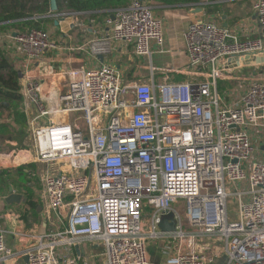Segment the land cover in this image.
Masks as SVG:
<instances>
[{"label": "built area", "instance_id": "built-area-1", "mask_svg": "<svg viewBox=\"0 0 264 264\" xmlns=\"http://www.w3.org/2000/svg\"><path fill=\"white\" fill-rule=\"evenodd\" d=\"M154 10L131 0L112 12L111 30L88 48L76 47L102 56L98 66L43 64V73L21 88L36 164L29 173L57 226L27 250L29 264H264V73L246 77L239 96L218 89L227 77L224 59L264 50V0H253L261 25L254 38L241 39L213 20L188 25V72L199 76L190 81H157L154 72L148 80L126 78L105 59L117 42L150 61L152 42L162 51L164 22ZM1 38L38 64L60 47L44 28ZM46 76L53 77L47 96ZM230 195L237 197L236 218L228 210ZM169 214L175 230L162 231ZM159 237L173 242V250L155 263L148 241ZM86 244L99 246L97 254H73ZM15 256L0 228V264Z\"/></svg>", "mask_w": 264, "mask_h": 264}, {"label": "crops", "instance_id": "crops-1", "mask_svg": "<svg viewBox=\"0 0 264 264\" xmlns=\"http://www.w3.org/2000/svg\"><path fill=\"white\" fill-rule=\"evenodd\" d=\"M215 4L217 7L212 8L213 11L210 12H206L204 9L202 12H196L194 10L195 7L156 6L154 11L155 13L157 11L158 14L156 13V15L162 18L164 22L165 43L161 51L162 56H157L155 59L152 55L150 61L148 56L133 55L130 50V45L117 42L113 47L112 53L105 59L115 63L119 68L123 67L126 70L124 75L126 78H131L133 76L135 78L148 80L150 75L154 72V77L157 81L164 77H168L170 80L175 81L199 79V76L188 72V57L184 32L192 21L196 19L213 20L236 32L241 39L257 37L261 32V25L253 10V0H218ZM111 14L94 16L93 18L86 14H81L82 17H80V21L83 24L79 23V21L77 24L76 17L67 18H71V20H67L66 17L64 20H60L58 25L55 24L56 28H53L52 31L49 30L52 32V37L54 34H58V38H53L60 44V47L46 54L40 64H38L39 62L25 61L16 53L12 52L14 46L11 42L8 43L7 40L1 38L0 44H2L3 56L5 57L10 54V65L14 67L17 66L16 68L18 71L22 72V77H20L21 88L28 77L38 76L43 73V64L45 66L51 64L58 69H66L58 64L60 54L66 55L71 61L72 58L70 56H73V53L78 65L83 64L82 66L85 67L98 66L102 62L100 56L91 55L85 49L84 51H78L76 47L82 45L88 48V42L90 40L111 30V26L108 23V20L110 18L112 19ZM61 25H63V27ZM0 34H5V32ZM66 34H75L76 37L67 39ZM151 45V47H153L151 50H159V47L154 42H152ZM263 54L264 50L255 55L238 57V59H224L220 65L223 69V74L227 77L218 80L219 91L221 88L223 89V92L221 93L220 91V93L225 95V92H229L231 97L242 94L248 84L246 77L252 75L253 72L264 73V63H258L261 61ZM129 55H133L136 59L127 60L126 58H128ZM70 66L72 65H69L67 68ZM52 78V76L45 77V96L48 95L46 91L49 92L52 88L50 84ZM227 99L230 100V97L228 96ZM5 104L7 105V103ZM20 105V111L26 116L25 129L21 128L14 119L8 118V110H5L3 117L5 122L8 123V131L0 135V140H2L3 137H7L5 142L14 145L10 148H14L13 151L5 156H11L14 152L16 155L14 168L3 165L0 160V228L6 231L7 245L16 253L15 259L10 261L9 264H29V256L26 253L27 250L40 241L41 235L57 227L54 223L49 221L52 211L48 203L45 202L42 197L39 181L33 178L29 173V170L36 167V164L33 162L32 150L27 149L30 143L28 113L25 111L22 102ZM14 136L19 138L18 142H16ZM3 141L0 142V151H2L3 148ZM256 146H258L259 149L262 148L261 141L256 140ZM19 165H33V167L30 168L26 167L24 171L29 174L28 177L33 179L28 185L32 188L30 191H33L31 193L33 195V201H39V205L35 210L27 206L28 194L26 193L29 191L24 186V184H27V180L19 178L18 174L20 173L17 170V168L20 167ZM2 167H5L4 170L12 174L7 175L4 170L2 171ZM11 187L13 191L23 195V199L19 203L9 204L6 201L5 198L10 193ZM34 189L37 190L40 199L34 197ZM53 217L56 219L55 216ZM98 250L99 246L96 244H86L80 247L79 252L76 247L73 248L72 252L73 254L81 253L82 255L92 256L96 255ZM153 258L154 257L151 258L152 261L155 260Z\"/></svg>", "mask_w": 264, "mask_h": 264}, {"label": "trees", "instance_id": "trees-1", "mask_svg": "<svg viewBox=\"0 0 264 264\" xmlns=\"http://www.w3.org/2000/svg\"><path fill=\"white\" fill-rule=\"evenodd\" d=\"M154 6L168 7H196L202 5L205 0H144ZM209 3L202 5L204 11H213L216 8L218 0H208ZM131 0H58V10L67 12H76L79 15L86 14L90 17L108 15L116 9L127 6ZM31 12L27 11V6ZM34 11V12H33ZM50 11V0H0V33L10 32L12 30L26 31L32 28H41V22L49 21V18H34V13L45 14ZM2 44H0V130L3 128L8 131V123L4 120L5 110H8V118L14 119L21 128L26 127V116L20 111V104L23 96L21 94V81L19 71L16 67L8 65L5 62ZM4 71H7L5 73ZM133 77V76H132ZM131 77V78H132ZM7 103V105L5 104ZM25 129V128H24ZM33 167V165L23 166L19 168L21 179L27 180L24 186L29 192L27 206L31 209H37L38 202L33 201L31 194L32 188L28 185L33 179L28 177L25 168ZM9 174L8 172H5Z\"/></svg>", "mask_w": 264, "mask_h": 264}, {"label": "rangeland", "instance_id": "rangeland-1", "mask_svg": "<svg viewBox=\"0 0 264 264\" xmlns=\"http://www.w3.org/2000/svg\"><path fill=\"white\" fill-rule=\"evenodd\" d=\"M32 3H29L28 4V6H27V11L28 12H31V9H30V7H32ZM34 12V11H33ZM66 14L64 17H66V19L68 18V17H71V18H73V17H76V20H77V24H78V21H79V23H82L80 20V17H82V15H71L70 13L71 12H65V11H60L59 12V10L57 11V12H47V13H45V14H40V13H34L35 15L33 16L34 18H37L38 20H40L39 18H44V17H46V18H49L50 20L47 22V21H44V22H41L40 24H41V28H47V30L49 31H52V29L53 28H56V26H55V20H57V19H59V15L60 14ZM156 13H157V11H156ZM158 14V13H157ZM60 17H61V15H60ZM71 18L70 19H67V20H71ZM62 24H64V23H62ZM83 24V23H82ZM62 27H63V25H61ZM52 33V32H51ZM54 38H58V34H54V36H53ZM66 37H67V39H70L71 37H73V38H75L76 36H75V34H66ZM152 46V45H151ZM151 48H153V47H151ZM152 52H153V58H157V56H162L161 55V51L160 50H157V51H154L153 49H152ZM72 55L73 56H70L71 58H72V60L70 61L69 60V58L66 56V55H62V54H60L59 56H60V58H59V60H58V64H59V66H62L63 68H67L69 65H72V66H70V67H83L82 65L83 64H81V65H78V62H77V60H76V57H75V55L72 53ZM6 57L8 58V60H9V62H10V59H11V57H10V55L8 54V55H6ZM44 57L45 56H41L40 58H38V59H36L35 61H37V60H43L44 59ZM127 60H135L136 58L133 56V55H129V57L128 58H126ZM17 67V66H16ZM125 69L123 68V67H121L120 68V72H121V75L122 76H124L125 75ZM5 73H7V71H4ZM221 93L223 92V89L221 88ZM20 109V108H19ZM2 133H5V129L3 128L2 130H0V135L2 134ZM4 136H6V135H4ZM3 137V136H2ZM15 137V139H16V142H18L19 141V138L17 137V136H14ZM28 137V136H27ZM18 138V139H17ZM27 139V138H26ZM4 140V141H3ZM7 140V137H3V139L2 140H0V142L1 141H3L2 142V144H3V148H2V151H0V155H1V157H0V160H1V162L3 163V165H8V167H12V168H14L15 167V163H14V160H15V157H16V155H15V152L11 155V156H5V155H8V154H10L12 151H13V149H10L12 146H14L13 144H9V143H6L5 141ZM28 140V139H27ZM26 140V141H27ZM27 147H28V145H27ZM26 147V148H27ZM27 149H29V147L27 148ZM17 152V151H16ZM22 165V164H21ZM21 165H19L20 167H18L17 168V170L19 171V168H21V167H23V166H21ZM3 169H2V171L4 170V168L5 167H2ZM8 169H10V168H8ZM4 172H8L7 170H4ZM10 174H12L11 172L9 173V174H7V175H10ZM18 176H19V178L21 179V174H18ZM228 186H230L231 187V185H230V183L228 182ZM33 192V191H32ZM34 197H36V198H38V199H40L39 198V196H38V193H37V190L36 189H34ZM228 203H229V206H228V210H229V213H230V216L232 217V218H236L237 217V209H238V205H237V197H236V195H230V197H229V201H228ZM38 204H39V201H38ZM176 206V205H175ZM179 207H181V205H178ZM150 211H151V208L149 207V206H146L145 207V218H148V217H150ZM148 246H149V248H150V259L152 258V257H154L153 259H155L154 260V262L155 263H161L163 260H164V258L170 253V249L172 248V250H173V242H170L169 240H167V239H164V237H159V238H153V239H150L149 241H148ZM222 247L224 248L225 247V242L224 243H222ZM101 258H104V257H101Z\"/></svg>", "mask_w": 264, "mask_h": 264}, {"label": "water", "instance_id": "water-1", "mask_svg": "<svg viewBox=\"0 0 264 264\" xmlns=\"http://www.w3.org/2000/svg\"><path fill=\"white\" fill-rule=\"evenodd\" d=\"M58 8H59L58 0H50V12H57ZM203 9H204L203 6H197L194 8L196 12H202ZM111 16L112 18H114V13H112ZM64 19H65L64 16L59 17V19L55 20V24L58 25L60 20H64ZM14 35H16V33ZM262 62L264 63V54H263V57L261 58V61H259L258 63H262ZM19 77H22L21 71H19ZM5 199L9 204L16 203V202L19 203L23 199V195L21 193L13 191V188L11 187L10 193L6 196ZM175 224H176V220L173 214H169L162 218V221L160 223V229L162 231H173L175 230ZM76 249L78 252L80 251V247H76ZM2 264H6V263H2Z\"/></svg>", "mask_w": 264, "mask_h": 264}]
</instances>
